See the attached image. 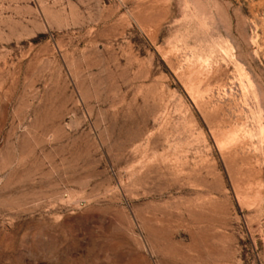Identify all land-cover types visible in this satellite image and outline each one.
Instances as JSON below:
<instances>
[{"label": "rangeland", "instance_id": "1", "mask_svg": "<svg viewBox=\"0 0 264 264\" xmlns=\"http://www.w3.org/2000/svg\"><path fill=\"white\" fill-rule=\"evenodd\" d=\"M0 264H264V0H0Z\"/></svg>", "mask_w": 264, "mask_h": 264}]
</instances>
